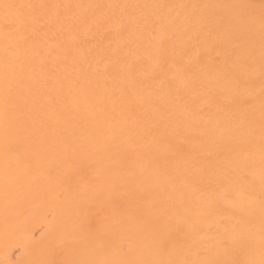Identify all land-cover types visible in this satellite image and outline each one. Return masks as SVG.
Wrapping results in <instances>:
<instances>
[{
    "label": "bare ground",
    "instance_id": "bare-ground-1",
    "mask_svg": "<svg viewBox=\"0 0 264 264\" xmlns=\"http://www.w3.org/2000/svg\"><path fill=\"white\" fill-rule=\"evenodd\" d=\"M262 15L0 0L1 264H260Z\"/></svg>",
    "mask_w": 264,
    "mask_h": 264
},
{
    "label": "rangeland",
    "instance_id": "rangeland-1",
    "mask_svg": "<svg viewBox=\"0 0 264 264\" xmlns=\"http://www.w3.org/2000/svg\"><path fill=\"white\" fill-rule=\"evenodd\" d=\"M38 224H40V222L39 223H37L36 225H35V230L34 231H38V230H40V231H38V233H37V231L36 232H34L35 233V235H37V234H39L41 231H42V229L44 228V225H38ZM41 224H42V222H41ZM38 226H40V228L38 227ZM42 227V228H41ZM38 228V229H37ZM122 245H121V251H122V253L123 254H125V255H127V248H128V244H127V241H123L122 243H121ZM124 244V245H123ZM11 247V249H10V251H9V253H10V256L12 255L13 256V258L15 257V254L16 253H18V251H17V246L14 244V245H12V246H10ZM16 250V251H15ZM19 250V249H18ZM12 251H14V252H12ZM11 253H13V254H11ZM2 263V260H0V264Z\"/></svg>",
    "mask_w": 264,
    "mask_h": 264
},
{
    "label": "snow or ice",
    "instance_id": "snow-or-ice-1",
    "mask_svg": "<svg viewBox=\"0 0 264 264\" xmlns=\"http://www.w3.org/2000/svg\"><path fill=\"white\" fill-rule=\"evenodd\" d=\"M5 7H11L9 5H5ZM262 22H264V15H262ZM264 72V70H262ZM260 264H264V260H261Z\"/></svg>",
    "mask_w": 264,
    "mask_h": 264
}]
</instances>
